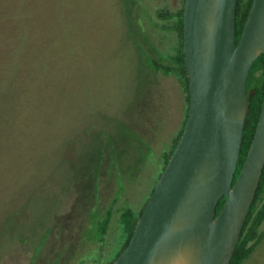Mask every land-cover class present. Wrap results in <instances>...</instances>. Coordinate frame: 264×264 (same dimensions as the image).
I'll use <instances>...</instances> for the list:
<instances>
[{"label": "rangeland", "instance_id": "1", "mask_svg": "<svg viewBox=\"0 0 264 264\" xmlns=\"http://www.w3.org/2000/svg\"><path fill=\"white\" fill-rule=\"evenodd\" d=\"M182 1L0 0V264L115 258L184 125L181 82L150 63L178 43L157 9Z\"/></svg>", "mask_w": 264, "mask_h": 264}, {"label": "water", "instance_id": "2", "mask_svg": "<svg viewBox=\"0 0 264 264\" xmlns=\"http://www.w3.org/2000/svg\"><path fill=\"white\" fill-rule=\"evenodd\" d=\"M237 5L185 1L188 119L129 244L112 264H231L264 171L263 98L235 180L256 92L249 76L264 53V0H253L239 40Z\"/></svg>", "mask_w": 264, "mask_h": 264}, {"label": "trees", "instance_id": "3", "mask_svg": "<svg viewBox=\"0 0 264 264\" xmlns=\"http://www.w3.org/2000/svg\"><path fill=\"white\" fill-rule=\"evenodd\" d=\"M185 1L186 0H183L180 6L178 5V6L170 7L168 4H166V6L157 9L156 13L160 21L162 22L160 24L159 23L156 24H158L159 28H161L162 30L166 28H172L177 35L178 43L175 46L176 50H174L173 52H167L162 57H158L157 54L152 55L150 57V63L155 70L161 71L166 75H175L179 79V81L183 86V91L187 102L186 117L183 128L180 130L179 134L174 139L171 150L167 152L164 156L163 170L166 167V164L168 163V160L171 154L173 153L183 133L190 109V82H189V75H188V69L185 60V50H184ZM252 3L253 0H238L237 13H236L238 40L243 32V28L247 20V17L249 15ZM249 83L251 88L256 89V92L249 102V112L247 116L245 133H244L242 149L236 171L235 180L237 179L238 174L241 168L243 167L244 161L247 157V153L252 143L256 131L257 123L260 117V112L264 98V53L261 54L253 63L250 72ZM115 150L118 151V149ZM92 191H93L92 193H94V188L92 189ZM224 201H225V197H222L218 204V212L221 209ZM145 206L141 208V210L138 213H135L133 208L131 207H128L123 210L119 223V226L122 230L123 241L115 258L108 264H112L123 252L126 246L129 244V241L136 227L137 221L141 216V214L143 213ZM111 217H112L111 213L109 212L107 214V217H105L102 225L100 226V233L102 235H104L107 232L108 226L111 223ZM263 224H264V171L252 207L245 221L241 238L239 240V243L237 244L231 264H243L244 261L250 257V255L255 250L256 246L264 238V228H262Z\"/></svg>", "mask_w": 264, "mask_h": 264}, {"label": "flooded vegetation", "instance_id": "4", "mask_svg": "<svg viewBox=\"0 0 264 264\" xmlns=\"http://www.w3.org/2000/svg\"><path fill=\"white\" fill-rule=\"evenodd\" d=\"M250 77V76H249ZM248 84H249V87L251 88V86H250V83L248 82ZM184 92V91H183ZM185 102H186V98H185ZM186 104H187V102H186ZM163 172V171H162ZM148 202V201H147Z\"/></svg>", "mask_w": 264, "mask_h": 264}]
</instances>
